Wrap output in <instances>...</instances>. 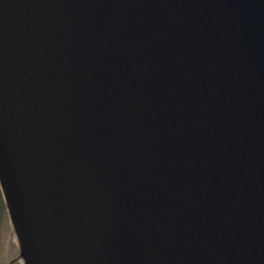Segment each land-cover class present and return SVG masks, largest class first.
<instances>
[{"label": "water", "instance_id": "water-1", "mask_svg": "<svg viewBox=\"0 0 264 264\" xmlns=\"http://www.w3.org/2000/svg\"><path fill=\"white\" fill-rule=\"evenodd\" d=\"M0 186L24 264H264V0H0Z\"/></svg>", "mask_w": 264, "mask_h": 264}, {"label": "rangeland", "instance_id": "rangeland-1", "mask_svg": "<svg viewBox=\"0 0 264 264\" xmlns=\"http://www.w3.org/2000/svg\"><path fill=\"white\" fill-rule=\"evenodd\" d=\"M11 228L8 211L0 202V253L10 257L18 252L17 238Z\"/></svg>", "mask_w": 264, "mask_h": 264}, {"label": "flooded vegetation", "instance_id": "flooded-vegetation-1", "mask_svg": "<svg viewBox=\"0 0 264 264\" xmlns=\"http://www.w3.org/2000/svg\"><path fill=\"white\" fill-rule=\"evenodd\" d=\"M0 202L6 208V204L1 189H0ZM1 253H0V264H23V260L20 258L18 252L12 254L11 257L8 256V254L5 253L1 254Z\"/></svg>", "mask_w": 264, "mask_h": 264}]
</instances>
